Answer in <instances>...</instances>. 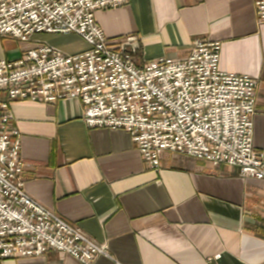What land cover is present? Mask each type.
I'll use <instances>...</instances> for the list:
<instances>
[{
	"label": "crops",
	"instance_id": "0c3cea01",
	"mask_svg": "<svg viewBox=\"0 0 264 264\" xmlns=\"http://www.w3.org/2000/svg\"><path fill=\"white\" fill-rule=\"evenodd\" d=\"M256 0H130L95 12L110 40L135 36L136 57L184 58L193 41L220 43L219 69L258 81L254 145L264 148V23ZM0 38V59L16 60L45 41L84 51L76 34ZM49 44V43H47ZM51 45V44H50ZM26 192L107 246L92 264H264V180L238 168L170 152L149 169L127 131L88 127L77 98L17 100ZM0 264H84L49 250Z\"/></svg>",
	"mask_w": 264,
	"mask_h": 264
},
{
	"label": "built area",
	"instance_id": "2783aa9c",
	"mask_svg": "<svg viewBox=\"0 0 264 264\" xmlns=\"http://www.w3.org/2000/svg\"><path fill=\"white\" fill-rule=\"evenodd\" d=\"M130 0H0V38L76 34L87 44L69 54L42 43L16 60L0 59V261L43 257L51 249L92 264L107 246L25 190L21 137L12 126L17 100L77 98L91 128L124 130L145 165L161 168L166 152L239 169L264 180V148L254 145L258 81L219 69L220 43L193 41L184 58L136 57L135 36L110 40L95 19ZM264 23V0L255 1Z\"/></svg>",
	"mask_w": 264,
	"mask_h": 264
},
{
	"label": "rangeland",
	"instance_id": "374dc122",
	"mask_svg": "<svg viewBox=\"0 0 264 264\" xmlns=\"http://www.w3.org/2000/svg\"><path fill=\"white\" fill-rule=\"evenodd\" d=\"M55 36H57L61 40H64V38H65V34H56ZM23 41H28V40H23ZM45 42L53 45V43L51 41H45Z\"/></svg>",
	"mask_w": 264,
	"mask_h": 264
}]
</instances>
